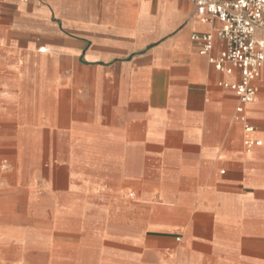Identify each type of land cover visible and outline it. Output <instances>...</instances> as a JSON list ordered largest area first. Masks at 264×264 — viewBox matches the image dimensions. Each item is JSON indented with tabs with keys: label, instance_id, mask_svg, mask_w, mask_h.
<instances>
[{
	"label": "crops",
	"instance_id": "crops-1",
	"mask_svg": "<svg viewBox=\"0 0 264 264\" xmlns=\"http://www.w3.org/2000/svg\"><path fill=\"white\" fill-rule=\"evenodd\" d=\"M0 9V162L6 183L28 176L5 184L2 211L18 191L37 204L41 190L51 207L53 191L75 193L79 206L85 191L139 189L148 201L154 190L158 207L138 214L139 231L126 209L118 238L135 245L115 264H264V80L246 106L260 146L245 153L238 100L219 86L238 71H217L190 39L218 20L203 22L183 0ZM222 50L216 39L211 56ZM30 229L51 254V222ZM22 233L0 224V264H22Z\"/></svg>",
	"mask_w": 264,
	"mask_h": 264
},
{
	"label": "rangeland",
	"instance_id": "rangeland-1",
	"mask_svg": "<svg viewBox=\"0 0 264 264\" xmlns=\"http://www.w3.org/2000/svg\"><path fill=\"white\" fill-rule=\"evenodd\" d=\"M8 166L0 162V195H4L5 184L10 182L23 183L28 176L20 175L16 180L9 179L6 183ZM10 171V169H9ZM41 181L40 178L36 180ZM3 186V187H2ZM42 201L33 204L26 192L18 191L12 197H6L5 211H2L0 224L5 228L20 227L24 234L25 247L16 257L22 264H115L117 253L130 251L132 245L126 244L119 235L125 233L126 209L133 218L131 231L141 228V221H136L138 214H154L158 207L155 192L152 190L150 200H145L139 189L130 191H85L79 200L83 205H77L78 196L66 191H53L51 207L45 206V194L36 191ZM150 192V193H151ZM133 193L135 197L130 198ZM137 216H134V215ZM48 220L52 226L51 254L39 250L40 244H35L28 237L30 228L38 226L41 229ZM135 220V221H134ZM135 251V250H134Z\"/></svg>",
	"mask_w": 264,
	"mask_h": 264
},
{
	"label": "built area",
	"instance_id": "built-area-1",
	"mask_svg": "<svg viewBox=\"0 0 264 264\" xmlns=\"http://www.w3.org/2000/svg\"><path fill=\"white\" fill-rule=\"evenodd\" d=\"M183 1L195 6L203 22L218 20L221 24L213 33L193 34L190 39L198 44L199 53L208 57V62L217 71L228 75L238 71L236 83H221L219 86L233 92L238 100L234 119L243 126L244 152L251 153L260 142L252 137L253 128L247 123L246 106L256 98L255 82L264 80V0ZM216 39L222 41L223 50L213 57L211 52Z\"/></svg>",
	"mask_w": 264,
	"mask_h": 264
}]
</instances>
